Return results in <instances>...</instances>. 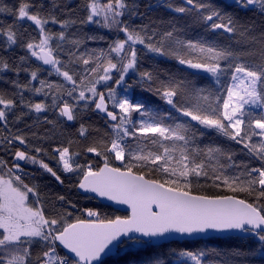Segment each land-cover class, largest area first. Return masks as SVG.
<instances>
[{"label": "snow or ice", "instance_id": "6c2138e0", "mask_svg": "<svg viewBox=\"0 0 264 264\" xmlns=\"http://www.w3.org/2000/svg\"><path fill=\"white\" fill-rule=\"evenodd\" d=\"M236 2L243 10L259 6L260 14L264 15V0ZM186 4L200 13L196 22L205 24L206 31L229 35L239 32L243 36L250 34L254 27L238 14L221 11L210 0L206 3L197 0L195 4L194 0H186ZM66 9L70 15L71 8L52 0L47 3L45 0H20L14 6L5 5L0 0V15L7 13L13 17L11 24L0 21V53H11L17 48L28 53L14 58L12 65L0 55V64L17 77L21 72L30 73V80L24 84L18 79L6 81L0 75V81L10 83L19 96V100L5 99V93L0 91V125L7 127L10 116H16L17 108L22 114H28L24 109L29 113L32 110L41 113L58 104L57 97H52V105H49L33 103L24 95L31 92L44 99L50 96L55 86L41 78L40 66L32 69L31 58L36 57L43 65H51L57 75L70 83L67 96L75 107H81L83 101V107L103 113L112 130L118 133V138L113 139L111 147L106 149L103 167L94 169L91 164L80 165L71 161L68 147L53 150L58 163L62 162L63 172L77 177L78 188L91 193L92 199L125 205L129 214L109 216L98 208H89L84 210L86 219L76 218L75 222H69L70 213L45 209L40 202L39 186L29 187L24 183L20 162L38 166L63 184L61 176L49 163L29 154L28 142L23 135L5 138L0 141V149L13 150L19 142L25 150L12 151L15 158L12 167H8L7 161L0 160V264H108L106 258L121 249L133 256L146 254V259L129 264H169V255L204 264L205 252L187 249L160 252L149 251V248L173 233L191 237L210 230L239 232L258 241L255 249L234 253L243 258V264H248L250 257H264V63L239 62L243 53L204 38L195 42L180 39L181 31L174 23L169 29L153 26L151 22L131 23L132 17H142L137 0H108L103 11L95 0L86 3L87 15L80 23L95 25L113 34L110 40L99 33L84 35L85 42H107L106 48L89 51L82 47L80 37L66 34L65 30L70 24L75 25V21L57 19V14ZM175 11L186 13L189 9L178 6ZM25 22L36 26L41 37L38 42L27 40L26 32L17 29V25L23 28ZM50 23L61 24L62 30L58 34L48 32ZM121 33L123 39H120ZM261 39H264V33H261ZM65 42L71 44L67 51L69 62L83 65L85 73H98L87 89L88 96L83 89L77 91L78 80L69 71H61L66 67L60 59L65 55L61 48ZM138 45L143 46L139 55ZM192 52L204 55L191 57ZM146 54L175 59L181 66L208 74L219 87L212 91L197 85L188 76L175 74L166 75L161 80L158 74L140 67ZM130 72L135 76L134 81ZM32 81H36L39 87ZM97 85H102L104 90L98 91ZM137 85H147L144 90L154 91L159 100L187 118L186 122L177 123V118L169 113L167 119L172 122L167 123L164 116L145 104L134 102L127 95L117 97V87L128 92ZM106 96L111 101V110ZM59 103L64 105L60 108L61 116L68 121L77 118L67 100L61 98ZM133 113L137 120L132 119ZM21 118L16 116L17 122ZM85 131L81 125V135ZM138 132L141 135L151 133L152 136L148 137L151 143L159 144L163 152L143 155L134 151L133 141L139 140ZM210 133L242 145V151L246 149L247 155L258 160L260 166L250 167L246 162L237 164L230 147L214 142L201 146L199 138ZM125 137H128L127 141ZM177 142L181 144L179 158L174 155ZM30 151L41 154L44 149L35 147ZM126 151L131 154L127 159ZM88 152L101 155L95 147H89ZM205 152L223 155L225 163L210 174L204 160L200 159ZM109 155L112 161L121 164L111 166ZM230 168L239 171L230 173ZM157 173L159 178H156ZM201 179L211 187H226L230 192L244 193L250 199L195 192ZM58 199L67 203L63 196Z\"/></svg>", "mask_w": 264, "mask_h": 264}, {"label": "trees", "instance_id": "16d2710c", "mask_svg": "<svg viewBox=\"0 0 264 264\" xmlns=\"http://www.w3.org/2000/svg\"><path fill=\"white\" fill-rule=\"evenodd\" d=\"M20 0H3V3L8 6H14L18 4ZM47 3L48 0H45ZM52 2L59 5H67L72 9L69 15L67 9L64 13L57 14V19L60 21L72 20L75 21V25L70 24L65 30L66 34H75L80 37L82 47H86L89 51L106 48L107 42H85L83 36L99 33L107 36L109 40L112 38V33L107 32L104 29L97 28L95 25L81 24L80 21L85 19L87 12L85 9L86 3L91 0H52ZM197 0H194V4ZM199 2L206 3L209 0H199ZM221 11L228 14H238L242 20L249 22L252 27L250 34L246 33L241 36L238 33L234 35L222 34L220 32L206 31V25L203 23H197V18L200 13L196 11L192 5H187L186 0H137L139 4V11L141 16H134L130 22L136 25L149 24L153 26L161 25L164 29L171 28L174 23L181 31L180 39H190L193 42L204 38L207 41L215 42L220 46H231V48L237 53H243L240 56L239 62L261 64L264 63V39H261V33H264V15L260 14L259 6L255 9L243 10L237 5L236 0H210ZM103 6H106L108 0H100ZM178 6H184L189 9L186 13H178L175 8ZM127 19V17H125ZM13 17L7 13L0 15V21L5 24H11ZM18 30L26 32L25 38L33 42H38L41 38L35 25L25 22L23 28L20 25L16 26ZM62 30L61 24H49L47 31L53 34H58ZM124 38V34H120V39ZM170 43V41H166ZM71 47L70 43L61 44L65 55L61 56L60 59L65 63L66 67L61 71L67 70L70 75H73L74 79L78 80L77 91L83 89L86 92V96L90 95L87 89L91 86L92 82L96 80L98 73H85L84 66L78 62H69L67 58L68 48ZM143 46H137L138 55L141 53ZM27 51L22 48H17L11 53H0L4 56L6 62L10 65L13 64L14 58L27 55ZM191 57H200L204 54L199 52H192ZM32 69L41 67L40 76L47 82L53 84L55 87L51 90L50 96L44 99L41 95H36L31 92H25V98L31 99L33 103L44 102L52 105V97H57L58 104L53 105V109L47 112L36 113L32 110L29 113L28 109H24L25 113L22 114L20 109H16V116H22L17 122L16 116H10L7 127L0 125V141L16 134L23 135L27 140V149L30 155H37L38 159L43 160L45 163L57 171V174L61 176L63 184L57 182L54 177L50 174L45 173L38 166L26 167L22 166V179L25 184L29 187L33 185L39 186V197L42 207L48 210H59L60 212H67L71 215L68 217L69 222H75L76 218L86 219L85 209H100L109 216H125L127 214L117 212L112 207L105 206L99 203L97 200L92 199L89 196L81 195L77 190V177L73 174L63 172L61 162L58 163L54 149L56 148H69V156L71 161L78 162L80 165L91 164L93 168L102 167L104 163V154L106 149L111 147V141L118 138V133L114 132L111 125L108 123L104 115L98 111H93L83 107V101L80 102L81 107L77 108L73 104V101L67 96V92L71 90V85L68 81H65L63 77L56 74L54 69L45 68L36 57L31 58ZM115 62V61H114ZM224 62L221 61L223 67ZM140 67L143 70L152 72L154 75H159L161 80L166 75L175 74L177 76H188L189 79L193 80L197 85L206 86L209 90L215 91L219 86L216 85L212 78L203 74L197 73L192 69H188L186 66H181L175 59L157 57L153 54H146L142 57V64ZM47 70V71H45ZM99 72V70H98ZM0 75L6 78V81L19 80L21 84L26 83L30 80L29 72H21L17 77L15 73L9 72L3 69L0 64ZM129 75L135 80L133 73ZM32 84L39 87L36 81H32ZM144 86H134L128 92H125L123 87L116 88L117 97L129 96L134 102L143 103L150 109L155 110L164 116L167 123L172 121L167 119V115L171 113L173 117H176L177 123L186 122L187 118H184L179 113L172 110L165 102L159 100L155 92H148L144 89ZM97 90H104L102 85H97ZM222 90V89H221ZM0 91L5 93V99H16L19 100V96L16 95V89L12 88L10 83L0 81ZM45 91H48L45 89ZM68 101L69 105L73 107L74 115L77 117L72 122H68L63 116L60 115V108L63 107V103H59L60 99ZM106 102L109 104L111 110V101L106 96ZM119 111L118 109L116 110ZM132 119L137 120L138 117L135 113L132 114ZM194 123V122H193ZM81 125H83L86 131L81 135ZM139 137L138 141H133L134 151H138L140 154L148 155L156 152H163V149L159 144L153 145L148 137L152 134L141 135L137 133ZM201 146L209 145L214 142L225 147H230L234 153V159L237 164L240 162H246L250 167H259L260 162L247 155V150H243V146L236 144L231 141H226L223 137L216 134L210 133L209 136L199 138ZM128 137H125V141ZM259 141V138H254ZM167 143V142H166ZM40 147L44 149L43 153L36 154L30 150ZM89 147H95L97 152L101 155L97 156L96 152H88ZM8 148L7 145L4 146ZM176 151L174 152L175 157L179 158L181 154V144L177 142L175 145ZM13 150H25L24 146L19 145L16 142V148ZM13 150L0 149V160L8 162V167H12L14 163V157L12 155ZM126 159L130 153L126 151ZM206 164V170L211 172L213 170H219V166L225 163V157L218 153H207L203 157ZM109 161L111 166H119L121 162L112 161L111 155H109ZM176 161L174 160L173 163ZM75 166V165H74ZM136 171V168H133ZM239 171L238 169L230 168L229 172L234 173ZM6 175V173H5ZM147 175V174H146ZM7 178V177H6ZM159 178V173L157 177ZM244 179V177H242ZM195 192L201 194H228L237 195L239 198L250 199L244 193H232L226 187L215 188L211 187L208 182L201 179L199 185L194 189ZM59 196L65 197L67 203L60 201ZM72 205L75 207L73 208ZM177 250H191L193 252H205L207 255L203 257L204 264H243V258L234 253L237 250L255 249L258 246V241L255 238H234L228 237L224 239L212 238L208 240L199 241H184L176 243ZM38 253L39 249H35ZM108 264H129L128 254L119 253L115 257L107 258ZM169 264H194L187 258H177L173 261H169ZM248 264H264V257L259 255L249 258Z\"/></svg>", "mask_w": 264, "mask_h": 264}, {"label": "water", "instance_id": "95a60500", "mask_svg": "<svg viewBox=\"0 0 264 264\" xmlns=\"http://www.w3.org/2000/svg\"><path fill=\"white\" fill-rule=\"evenodd\" d=\"M40 62L42 64V61H40ZM43 66L45 68L52 69L51 65H43ZM77 190H78V192L81 195H86V196H89V197L92 196L91 193H87L84 190H80L78 187H77ZM97 201L99 203L105 205V206L112 207L117 212L124 213V214H127V215L129 214V210L127 209V206H125V205H115L113 202L107 201L105 199H100V200H97ZM228 237L242 238V239L254 238V237H252L250 235L246 236V235L241 234L239 232H224V233H220V232H216V231H212V230L208 231L207 233L196 234V235H193L191 237L186 236V235H180V234L173 233L170 237L161 238L158 242H155L152 245V247H160V246H163V245L174 244V243H179V242H184V241H199V240H208V239H212V238L224 239V238H228ZM118 252L119 251H114L113 254H111L108 258L115 257L118 254Z\"/></svg>", "mask_w": 264, "mask_h": 264}, {"label": "rangeland", "instance_id": "374dc122", "mask_svg": "<svg viewBox=\"0 0 264 264\" xmlns=\"http://www.w3.org/2000/svg\"><path fill=\"white\" fill-rule=\"evenodd\" d=\"M95 2H96V4H97V6L98 7H100V9H101V11H103L104 10V8L106 7V6H103L101 3H100V0H95ZM47 50V49H46ZM193 71H196L197 72V70H193ZM200 73H203V72H200ZM203 74H205V73H203ZM205 75H207V76H209L208 74H205ZM210 77V76H209ZM101 113V112H100ZM103 114V113H102ZM104 115V114H103ZM64 117V116H63ZM66 120H67V118L66 117H64ZM68 121V120H67ZM73 121V120H72ZM72 121H68V122H72ZM120 162V161H119ZM20 164L22 165V166H26V167H36V165H33V164H31V163H28V164H25L23 161H21L20 162ZM61 164H62V162H61ZM23 169V168H22ZM45 172V171H44ZM46 173V172H45ZM48 174V173H47ZM29 202H30V204L32 203V197H31V194H30V197H29ZM176 247H177V245L176 244H168V245H163V246H160V247H150L149 248V251H152L153 249H155V250H158V251H160V252H169L170 250H177L176 249ZM121 253H125V251L123 250V249H121ZM128 259H129V262H131V261H140V260H143V259H146V254L145 253H140V254H138V255H135V256H133V255H129L128 254ZM176 259V257L175 256H172V255H169V257H168V261H173V260H175Z\"/></svg>", "mask_w": 264, "mask_h": 264}]
</instances>
